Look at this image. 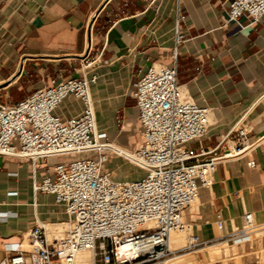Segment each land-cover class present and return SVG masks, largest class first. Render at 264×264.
<instances>
[{
    "label": "crops",
    "instance_id": "obj_1",
    "mask_svg": "<svg viewBox=\"0 0 264 264\" xmlns=\"http://www.w3.org/2000/svg\"><path fill=\"white\" fill-rule=\"evenodd\" d=\"M229 2L0 0V102L20 101L53 79L81 76L89 53L96 58L88 75L96 77L91 93L97 126L110 141L133 149L143 140L134 85L154 62L174 64L172 48L179 28L186 35L176 61L179 85L196 103L212 108L208 134L189 146L195 152L215 148L245 114L248 140L255 142L264 132V16L242 28L229 21ZM82 108L79 99L69 96L55 112L67 120ZM63 159L0 155V259L6 256L5 244L23 243L35 225L44 224L53 239L55 229L69 221L54 195L35 190V184L54 176V165ZM250 160L255 167L249 166ZM103 169L116 180L144 175L125 177L135 172L134 166L113 154ZM263 172L264 140L248 154L219 163L212 185L199 187L197 202L184 219L190 226L187 234L206 243L192 250L201 261L264 264ZM247 211L254 213L256 223L249 239L224 237L242 228ZM219 218L223 229L217 226ZM92 264L102 262L92 258Z\"/></svg>",
    "mask_w": 264,
    "mask_h": 264
},
{
    "label": "built area",
    "instance_id": "obj_2",
    "mask_svg": "<svg viewBox=\"0 0 264 264\" xmlns=\"http://www.w3.org/2000/svg\"><path fill=\"white\" fill-rule=\"evenodd\" d=\"M227 14L242 28L255 25L264 16V0H230ZM185 40L177 28L174 64L154 62L134 85L143 140L133 149L110 141L97 126L91 93L96 77L88 75L96 58L89 53L83 58L81 76L53 79L20 101L0 102L1 156L33 161L79 156L56 163L54 176L35 184L36 191L54 195L65 207L69 225L53 239L44 224L35 225L23 243L4 245L6 256L0 264H75L77 255L87 250L95 260L101 256L102 264L170 258L172 233L190 232L184 214L197 202L199 187L212 185L219 163L248 154L264 140V132L255 142L248 140L245 114L215 148L195 152L189 146L208 134L212 108L196 103L179 85L176 61ZM69 96L79 99L83 108L78 116L64 120L55 110ZM117 120L121 122L122 116ZM112 154L140 167L144 175L115 180L103 169ZM248 164L256 166L255 160ZM217 226L223 229L222 218ZM255 228L254 213L247 211L242 228L224 237L247 241ZM188 237L186 250L206 245L192 234Z\"/></svg>",
    "mask_w": 264,
    "mask_h": 264
},
{
    "label": "rangeland",
    "instance_id": "obj_3",
    "mask_svg": "<svg viewBox=\"0 0 264 264\" xmlns=\"http://www.w3.org/2000/svg\"><path fill=\"white\" fill-rule=\"evenodd\" d=\"M77 157H79V156L76 155V154H71V155L65 156L63 160L64 161H66V160L69 161V160L75 159ZM132 165L134 166V171L135 172H133V171L126 172L125 173V177L133 178V177H138V176H141V175L144 174V170L143 169H141L140 167H138V166H136L134 164H132ZM136 171H139V172H136ZM59 230H61V226H58L55 229V231H56L55 235L56 236H58L57 233H59ZM178 233L183 235L181 237H183L184 240L182 239L180 241V245L177 247V249L174 250V253L170 256V258H168L166 260H161V261H158V262H145V263H141V264H206L205 261H201L199 259L197 251L195 252V251H192V250H186L185 249V246L189 244V239H188L187 232L177 231V232H173L172 235L174 236L175 234H178ZM206 250H208V247H206L203 250V252H205ZM100 258H101V256H99V259Z\"/></svg>",
    "mask_w": 264,
    "mask_h": 264
},
{
    "label": "bare ground",
    "instance_id": "obj_4",
    "mask_svg": "<svg viewBox=\"0 0 264 264\" xmlns=\"http://www.w3.org/2000/svg\"><path fill=\"white\" fill-rule=\"evenodd\" d=\"M69 223L66 222L65 225L61 224V230L59 231H62L63 230V227L64 226H68ZM53 230V229H52ZM57 231V230H56ZM59 234V233H57ZM179 234V233H178ZM175 234L174 236L171 235V239H170V247L171 249L175 250L177 249V247L180 245V241L184 238L181 237L183 235L181 234ZM56 236V235H55ZM210 249V248H209ZM214 250V249H213ZM215 250L217 251V247L215 248ZM216 253V252H215ZM222 254V253H221ZM125 255V251L124 250H120V256H124ZM183 256V255H182ZM75 264H92V252L87 250V251H82L80 252L78 255H77V258H76V262Z\"/></svg>",
    "mask_w": 264,
    "mask_h": 264
}]
</instances>
